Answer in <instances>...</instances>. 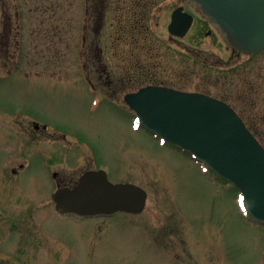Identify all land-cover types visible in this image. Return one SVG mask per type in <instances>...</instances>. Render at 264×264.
<instances>
[{"label": "rangeland", "instance_id": "374dc122", "mask_svg": "<svg viewBox=\"0 0 264 264\" xmlns=\"http://www.w3.org/2000/svg\"><path fill=\"white\" fill-rule=\"evenodd\" d=\"M166 1V8L154 6L143 18L152 50L118 55L108 35L121 6L107 0L102 61L109 79L123 76L131 56L137 68L152 70L148 82L222 100L264 134V52L235 56L218 33L203 35L199 22L172 42L166 27L176 2ZM43 2L25 0L19 68L0 80V164L14 157L16 167L23 160L17 180L25 195L46 196L53 172L65 165L62 173L71 176L69 167L80 163L74 174L89 165L104 170L113 183L136 184L148 194L136 216L48 220L46 230L67 245L74 264H188V255L199 264H210V258L212 264H264V224L247 217L240 192L140 128L123 95L104 97L88 84L77 49L81 0H52L59 7L54 15L43 12ZM184 6L198 20L194 6ZM32 123L46 127L35 141L21 133ZM39 232L46 235L41 222Z\"/></svg>", "mask_w": 264, "mask_h": 264}, {"label": "water", "instance_id": "95a60500", "mask_svg": "<svg viewBox=\"0 0 264 264\" xmlns=\"http://www.w3.org/2000/svg\"><path fill=\"white\" fill-rule=\"evenodd\" d=\"M194 3L227 45L245 55L264 51V0H185ZM192 18L172 14L169 33L183 37ZM138 121L163 140L188 151L243 194L250 216L264 222V149L227 104L211 97L146 87L124 98ZM56 210L80 216L139 213L146 193L112 184L103 171L84 174L73 189L54 195Z\"/></svg>", "mask_w": 264, "mask_h": 264}, {"label": "flooded vegetation", "instance_id": "af4514ba", "mask_svg": "<svg viewBox=\"0 0 264 264\" xmlns=\"http://www.w3.org/2000/svg\"><path fill=\"white\" fill-rule=\"evenodd\" d=\"M33 1L39 6L42 0ZM174 1L177 5L175 3L172 10L185 4L182 0ZM178 1L183 3L178 4ZM106 2L107 0H81V25L78 34L80 43L77 49L83 55L84 62L81 65L87 75L86 81L91 88L104 97L123 95V98L126 94L137 91L142 85L157 84L148 82L149 76H151L149 72L152 70L141 68L139 65L137 68L136 63L131 62V56L127 57L128 69L122 68L123 76L117 77L115 81L109 79L107 68L102 61L105 48L104 15ZM117 2L121 7L116 11L118 15L117 18L115 17V22L112 21L111 23L112 31L108 35L109 38H112L109 44L114 50V54H132L137 50L143 51V49L151 51L152 46L148 43V34L145 31L147 28H143V18L154 6L157 11L166 8L164 7V2L167 1L117 0ZM41 4L43 5V12H51L53 15L56 6L59 8L52 0L47 3L44 0ZM24 5L25 0H0V70L6 68L9 62L12 64L11 69L0 76V80L9 78L13 70L19 68V52L24 44ZM172 10H170L169 16ZM165 12L168 13L167 10ZM188 13L194 19L191 29L196 22H199V31L203 32V35H209L213 38L217 37L218 31L209 25L204 18L199 17L197 20L196 14ZM169 39L172 42L180 40V38L174 37ZM124 57L125 55H123L122 59ZM123 60L125 61V59ZM93 70L97 74L95 79L90 76V72ZM134 70L136 72H133ZM142 76L145 80H142ZM246 78H248V75ZM112 82L115 85L113 88ZM137 85H139L138 88H136ZM249 85L247 83V86ZM105 87H108L107 90H105ZM39 131H42V127H36V123H32L26 131L21 133L26 139L35 141L38 139L37 133ZM17 160L14 157H10L9 159H4L0 164V180L2 181V183L0 182V264H74L67 245L46 230L47 221L58 218L82 222L94 219H111L113 215L107 217L98 216L91 219L72 215H58L55 212V205L51 197L58 189L73 187L84 173L94 169L89 165H85L88 168L82 169L78 174H74L73 172L78 170L77 168L82 163L77 164L76 168H72V165L68 169L72 172L70 176V174L62 173L63 170L67 169V166L62 165L59 167L58 172L52 173L53 188L46 193V196L36 197L31 196L29 193L25 195L19 187L17 179L20 172L23 171L24 165L22 160L16 167H13ZM127 215L136 216L134 214ZM39 222H41L42 228L46 231V235L43 234L41 236ZM42 251L45 252L42 253ZM186 257L188 258L186 260L188 264H199L191 255ZM206 262L212 264V258Z\"/></svg>", "mask_w": 264, "mask_h": 264}, {"label": "trees", "instance_id": "16d2710c", "mask_svg": "<svg viewBox=\"0 0 264 264\" xmlns=\"http://www.w3.org/2000/svg\"><path fill=\"white\" fill-rule=\"evenodd\" d=\"M248 128L252 131L255 137L264 145V134L261 132V130L259 128L250 126H248Z\"/></svg>", "mask_w": 264, "mask_h": 264}]
</instances>
